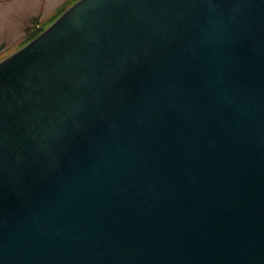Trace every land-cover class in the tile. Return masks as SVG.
<instances>
[{
    "label": "water",
    "instance_id": "water-1",
    "mask_svg": "<svg viewBox=\"0 0 264 264\" xmlns=\"http://www.w3.org/2000/svg\"><path fill=\"white\" fill-rule=\"evenodd\" d=\"M0 264H264V0H81L1 62Z\"/></svg>",
    "mask_w": 264,
    "mask_h": 264
},
{
    "label": "rangeland",
    "instance_id": "rangeland-1",
    "mask_svg": "<svg viewBox=\"0 0 264 264\" xmlns=\"http://www.w3.org/2000/svg\"><path fill=\"white\" fill-rule=\"evenodd\" d=\"M79 1L0 0V63L36 39L30 41V32L44 33Z\"/></svg>",
    "mask_w": 264,
    "mask_h": 264
},
{
    "label": "trees",
    "instance_id": "trees-1",
    "mask_svg": "<svg viewBox=\"0 0 264 264\" xmlns=\"http://www.w3.org/2000/svg\"><path fill=\"white\" fill-rule=\"evenodd\" d=\"M65 13V12H64ZM64 13H62V14H60V16H62ZM60 16H58V17H60ZM57 17V18H58ZM56 18V19H57ZM43 30L44 29H40V30H35L33 33H29L30 34V41L31 40H34L35 38H37L41 33H43Z\"/></svg>",
    "mask_w": 264,
    "mask_h": 264
}]
</instances>
